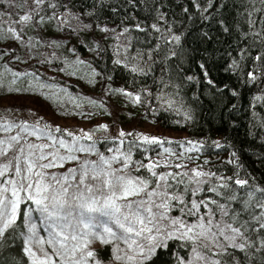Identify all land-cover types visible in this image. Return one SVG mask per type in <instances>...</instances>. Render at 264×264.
Returning a JSON list of instances; mask_svg holds the SVG:
<instances>
[{"label":"snow or ice","instance_id":"6c2138e0","mask_svg":"<svg viewBox=\"0 0 264 264\" xmlns=\"http://www.w3.org/2000/svg\"><path fill=\"white\" fill-rule=\"evenodd\" d=\"M135 2L136 0H129V3ZM190 2L201 14L202 20L212 18L209 10L216 0H205L204 5L199 0ZM103 4L104 0H95L93 11L85 15L93 16L97 6L102 7ZM31 5L29 7L28 0H10L9 6L23 10L24 14L21 15L18 11L7 14L0 12V38L22 41L26 27L36 28L47 22H58V28L62 30L67 26L73 32L93 27L92 23H84L79 13L67 11V5L59 0H31ZM224 6L221 3L217 8ZM60 7L66 9L64 14L59 12ZM154 11L156 22L147 26H142L140 22L132 26H119V34L116 29L101 27L99 24L96 27L101 32H112L115 39L129 34V41L132 39L130 33L133 28L146 34L149 29L154 30L158 34L157 43L151 50L137 54L145 63L152 61L154 64L156 61L152 59L151 52L160 51V42L163 41L167 46L164 58L170 59L177 55L176 49L180 47L183 35L172 31L164 12L159 8ZM183 12L189 13V9L184 7ZM253 12L254 7L247 12V16L250 17ZM11 17L15 19H10ZM6 20L9 21L7 25ZM72 20L76 21L75 25ZM218 23L224 25L223 20ZM247 23L251 29L242 33V36L245 39L251 36L253 44L259 39L261 43L258 47H264V28L256 31V22L248 19ZM222 30L228 32L229 28L224 26ZM202 37L211 39L208 32H202ZM52 43L59 46L56 41ZM250 47L251 45L242 47L238 55L243 58ZM137 56L129 58V62L134 65L131 72L148 75L151 67L145 71L139 66ZM262 57L264 52L253 59L260 61ZM114 63L119 65L121 61L115 60ZM198 66L207 84L215 88V82L209 78L205 63L199 62ZM232 66L238 67L235 59L225 71H229ZM12 75L19 77L21 74L13 72ZM247 75L251 83L258 79L256 70L249 71ZM186 79L194 81L195 78L187 76ZM11 83L15 84L16 80L13 79ZM3 86V81L0 80V88ZM11 90L19 91V88ZM225 90L233 97L239 95L227 84L217 88L219 92ZM114 91L133 98L135 102H141L138 94L133 96V93L126 92L123 88ZM142 91L150 94L147 89ZM255 99L264 100V96H257ZM90 103L96 105L97 101L91 100ZM143 103L149 101L144 100ZM232 107L235 108L236 105ZM184 115L191 119L188 113ZM107 127L101 125L105 130ZM53 133L61 135L57 137ZM65 134L72 138L71 141L63 138ZM118 135L124 137L131 136L132 133L120 131ZM81 139L91 143L82 144ZM142 140L146 144L158 146L173 143L171 140L147 135H143ZM97 143L98 140H94L89 133L80 136L68 129L52 128L42 118L29 124L27 121H8L0 117V249L7 247L10 237L19 238L23 243V252L31 257L32 264H56L53 257L62 259L64 264H85L83 253L79 258L76 256L78 242L82 237L91 236L103 245L115 243L117 252L120 251L121 243L126 245L127 250L123 255H114L117 261L150 264L169 248L171 241H184L192 255L187 261L178 256L177 264H264V185L247 174L241 176L239 169L242 165L237 152L232 151L226 161L235 166L233 174L226 175L211 169L205 171V165L209 161L194 168L181 163L161 164L153 159L147 164L143 160L134 161L132 145H128L124 151L119 147H109L107 152L111 155H105L99 152ZM176 143L181 146L185 143L190 145L185 149L186 152L199 153L204 142L187 140ZM211 143L216 148L225 146L220 141ZM119 144H124V141L119 140ZM164 154L175 155L167 147L163 148L162 153L157 152L158 157H164ZM90 155H96L97 159H89ZM179 156L182 157L183 153ZM197 158L188 157L189 160ZM66 162H74L76 166L67 168L62 173L50 171L64 167ZM114 164L119 167H113ZM158 167L185 170L157 172L155 169ZM142 169L148 175L136 174ZM204 192L214 194L215 198L201 196ZM201 208L204 209L203 212ZM173 211H178L180 215H171ZM37 212L39 216H34ZM100 217L104 219L101 220ZM189 217H194V220L189 221ZM38 228L43 229L47 234L46 238L38 235ZM70 241L77 243L69 247ZM45 243L52 247L45 250ZM35 246H39L40 256L33 251ZM86 257L92 264H103L102 257L93 250H88Z\"/></svg>","mask_w":264,"mask_h":264},{"label":"trees","instance_id":"16d2710c","mask_svg":"<svg viewBox=\"0 0 264 264\" xmlns=\"http://www.w3.org/2000/svg\"><path fill=\"white\" fill-rule=\"evenodd\" d=\"M59 2L67 5V11L79 13L80 19L84 23L93 25L90 30L77 29L73 32L67 26L61 30L57 24L54 25L51 22L52 27L59 31L58 33L64 34L67 40V42L65 41L68 43L64 48L65 53L75 59L81 67L77 76L71 77L63 74L64 60L63 57H60L61 53L59 56H52L49 59L44 57L40 62L32 60L30 64L22 66L5 61L4 53H6L7 47L3 45H0V68L3 64L7 70L13 68L22 71L27 74L26 76L39 83H45L72 97H86L90 101H97V104L93 105L86 100V108L82 109V112L93 114V120L98 117L106 118V121H109L112 126L118 124L122 130L132 133V135L112 136L110 132L101 131L97 127H90V125H85L86 128L83 130L71 128V131L80 136H83L84 132L93 135L94 140H98L97 149L105 155H111L107 152L109 147L113 149L119 147L121 151H124L128 145H132V159L134 161L143 160L147 164L150 159L171 158V154H164V157L157 156V152L162 153L163 148L167 147L170 149V153L175 152L178 159L183 160L187 165L190 163L196 164V166L203 165L205 161H209L205 165V170L211 169L232 175L235 166L226 163V161L230 158L231 152L235 151L238 154L239 163L242 165V168L239 169L241 176L247 174V176L254 177L260 185H264V100L255 99L257 96H264V57L260 61L253 59L256 55L264 52V47H258L261 43L259 39L253 44L251 36L247 39L242 36V33H247L251 29L247 23L248 19L256 22V31L264 28V2L262 0H216L209 10L212 13V18L208 21L201 19V14L193 7L190 0H136L135 3H129V0H104L103 6H97L93 16H86L85 13L93 11L95 0H59ZM199 2L204 5L205 0H199ZM221 3L225 6L217 8V5ZM4 4L0 0V5ZM184 7L189 9V13L183 12ZM253 7L255 12L248 17L247 12L251 11ZM156 8L166 14V19L170 22L174 33H183L181 45L176 49L175 57L164 58L167 46L161 41L160 51L151 52L152 59L156 61L154 64L152 61L145 63V60L139 59L138 52L151 50L157 43L158 34L151 29L146 34L134 28L130 33L132 37L130 41L129 34H125L128 42L126 51L120 48H110L105 44V40H102L101 44L97 45L99 46L98 54H93L92 41L90 40L94 38L93 35L99 32L97 24L120 31L121 27L119 26H132L137 22H140L142 26H147L156 22L154 11ZM59 12L64 14L66 9L60 7ZM220 20L224 21L223 26L218 23ZM72 21L75 22L73 23L75 25L76 21ZM224 26L229 28L228 32L222 30ZM69 31L72 33L69 38H66L65 34ZM202 32H208L211 39L203 38ZM60 38L64 41L63 37ZM10 41L11 39L5 40L3 43L8 44ZM247 45H251V47L248 48L247 54L241 58L238 53L242 47ZM132 56H137L139 66L143 67L145 71L150 66L151 72L148 75L131 72L130 69L134 65L129 62V58ZM11 57L12 54L9 59ZM233 59L236 60L238 67L232 66L229 71H225ZM115 60H120L121 63L118 65L114 63ZM79 61H84V63ZM199 62L205 63L209 78L215 82V88L209 86L205 81L198 66ZM45 65L52 66L53 70L49 73ZM251 70H256L258 74L255 83L249 82L247 73ZM84 73L94 74L100 87L97 85L93 88V92L87 90L81 76ZM187 76H193L194 81H188ZM108 77L111 79H107ZM225 84L237 91L239 95L233 97L227 90L217 91V88L223 87ZM108 88H123L126 92L133 93V96L137 94L141 96V102H135V106L130 110L133 115L124 118L122 114H119L115 119L117 124L111 115L113 105L111 93L110 96L105 97V91L108 92ZM142 89H147L150 94H146ZM99 91L100 93L97 94ZM33 94L29 93L30 96ZM27 97L26 92L20 94L0 93V117L8 121H27L29 124L42 118L43 122L52 128L64 129L52 119L49 122L46 121L48 115L43 112H30L13 104L12 99L21 101ZM144 100L149 103H143ZM104 103L107 104L106 112H104ZM170 104L171 106H169ZM234 104L235 108L232 107ZM92 106L96 110L89 108ZM184 113H188L191 119H187ZM133 117L138 118L139 123L147 124L152 128L175 133L178 139L162 135L163 137L158 138L166 141L171 140L173 143H166L162 146L146 144L142 140V136L147 134L142 133L138 126L126 127ZM87 119V117H83L79 121ZM53 135L60 136L61 134L53 133ZM63 138L68 141L72 139L66 134ZM119 140H123L124 144H119ZM187 140L203 141L200 152H186L185 149L190 145L185 143L181 146L176 143ZM212 141H220L225 146L216 148L211 143ZM80 142L82 144L91 143L84 139H81ZM180 153H183L182 157L179 156ZM189 156L198 158L189 160ZM156 169L157 172L181 171L174 167H158ZM136 174L148 175L143 169ZM204 187L207 188V185ZM201 196L215 198L214 194L208 192L202 193ZM199 198L197 197V199ZM210 207L214 206L210 205ZM201 211L204 209L201 208ZM173 213L180 214L178 211H173ZM34 216H38V212L34 213ZM40 233L46 235L42 228ZM9 240L10 243L7 247L0 249V264H30V258L23 252L22 241L19 238L11 237ZM114 244L95 246L94 251L98 253L99 257H102L103 261H108L114 255ZM190 255V249L184 241H171L169 248L150 264H177L178 256L187 260ZM237 255L240 254L237 253ZM56 264H64V261L56 258Z\"/></svg>","mask_w":264,"mask_h":264},{"label":"rangeland","instance_id":"374dc122","mask_svg":"<svg viewBox=\"0 0 264 264\" xmlns=\"http://www.w3.org/2000/svg\"><path fill=\"white\" fill-rule=\"evenodd\" d=\"M1 1H3L5 4L3 6L0 5V12H4L5 14H7L12 11H18L21 15L24 14L23 10L10 7L9 6L10 0H1ZM28 5L29 7L32 6L31 0H28ZM10 19H15V17H11ZM8 22L9 21L6 20L5 25H7ZM52 23L56 25L58 22H52ZM52 23L49 22V23L43 24L42 26H38L36 28H32V27L25 28L24 38L22 41H15L11 39L10 43L5 44L6 42L3 43V41L10 40V39L6 37L0 38V45L7 47L6 53L8 54L4 53V56L6 57L5 61L13 62L14 64H19L22 66H26L30 64L32 60H36L40 62L44 59V57L46 59H49L52 56H59L61 53L62 56L60 57H63V60H64V64L62 65L63 74L66 76H71V77L77 76L81 67L78 65V62L75 59L69 57V55L65 53L64 48L66 44H68L66 43L67 40L65 39L64 34L58 33L59 31H56L52 27ZM73 23L75 22L72 21V24ZM108 28L115 29L112 27H108ZM71 33H72L71 31L67 32L65 34L67 35L66 38H69ZM116 33L119 34L120 30H116ZM93 36L94 38H92V40L90 41H92L91 50L94 55L98 54L97 45L101 44L100 41L102 40H105V44H107L110 48L125 49L128 46V42H127L125 35H120L119 39H115L112 32L105 33L99 30V32ZM60 37H63L64 41L61 40ZM53 41H56L59 46H56V44H53L52 43ZM8 49H11V50H8ZM12 49H15V50H12ZM10 54H12L11 59H9ZM45 66L47 67L49 73L53 70L52 66L50 65H45ZM10 70L11 71L7 70L6 68H4L3 64H1L0 74L2 75H0V80L3 81L4 86L0 88V93L20 94V93L26 92L29 98L27 97L26 99H22L21 101L12 99L13 104L17 105L18 107H21V109H27L30 112H36V111L43 112L48 115L47 119L43 117L44 119H46V121L49 122L52 119L53 121L56 122V124H58L61 127L83 130L84 128H86L85 125H90V127H97L101 131L110 132V134L114 136V135H118L120 131L125 132L115 121L118 115L122 114L124 118H126L125 116L131 117V115H133L130 110L131 108L135 106L134 99L120 92L114 91L115 89H119V88H113V89L108 88V92L105 91V97L110 96V93H111L112 95L111 99H113L111 115L117 125L112 126V124L109 121H106L107 120L106 118L98 117L95 120H93L92 119L93 114L82 112V109L86 108L85 107L86 100L90 102L88 98L72 97L67 93H63L54 87L46 85L45 83H42V84L39 83L38 81L30 78L29 76H26L25 73L22 71L14 70L13 68ZM13 72H19L21 75L19 77H13L12 75ZM81 76L83 77V83L85 84V87L87 88V90H90L93 92V88L97 87V85L99 86V81L96 80V76L94 74L90 73V75H87L84 73V74H81ZM13 79L16 80L15 84L11 83ZM14 88H19V91L11 90ZM29 93H34V94L33 96H30ZM99 93L100 91L97 94ZM104 105H105L104 112H106L107 104L104 103ZM89 108H93L94 110H96L93 106ZM83 117H87L88 119L86 121H79L80 119H83ZM135 118L136 117H133L126 127L133 128V127L138 126L140 131H142V133L147 134V135H155V137H161L163 135V136L173 137L174 139H178V136L175 133H172L170 131H165L162 129H158V128H152L151 126L147 124L139 123L138 118L137 119ZM101 125H107L108 126L107 130L101 128ZM77 155L82 156L83 154H77ZM89 159L95 160L96 156L91 155V158ZM157 160L161 164L165 162L185 164L183 160L178 159V155L176 153L175 155L171 154V158L167 157L165 159H157ZM75 166L76 164L74 162H66L64 167L54 168V169H51L50 171H53L56 173H62V172H65L67 168L75 167ZM113 167L118 168L119 165L114 164ZM188 167L194 168L196 167V164L190 163L188 164ZM178 170L184 171L185 169H178ZM171 215L179 216L180 214L176 215L172 212ZM38 216H39V213H38ZM100 219L103 220L104 217H100ZM188 219L189 221H192L194 220V217H191ZM40 230L41 228H38V235H42L40 233ZM46 235L43 234L42 236H45L46 238ZM74 243H77V242L70 241L69 247H71V245ZM78 243H79V249L76 252V256L79 258L81 257L83 253V260L85 264H92V261L86 257L87 251L88 250L94 251L95 246H102L103 244L101 242H98L95 237H91V236L82 237ZM85 244H87L88 246L85 247L84 246ZM43 247L45 248V250H48L52 246H49L45 243ZM125 250H127V246L121 243L119 252H117L116 246L114 247V255L115 254L123 255ZM33 251H35L38 256L41 255L39 252V246H35L33 248ZM114 255L112 259L108 261H103V264H128V262L123 261V260L121 261L115 260ZM191 255L189 259L191 258ZM29 258H30V264H32L31 257ZM53 259L56 260V257H53Z\"/></svg>","mask_w":264,"mask_h":264}]
</instances>
